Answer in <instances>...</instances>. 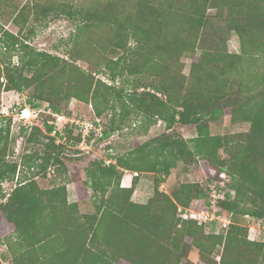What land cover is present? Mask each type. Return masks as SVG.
Here are the masks:
<instances>
[{
    "label": "trees",
    "instance_id": "1",
    "mask_svg": "<svg viewBox=\"0 0 264 264\" xmlns=\"http://www.w3.org/2000/svg\"><path fill=\"white\" fill-rule=\"evenodd\" d=\"M41 8L43 15L56 11L79 17L71 58L22 40L28 15L22 10L12 17L13 9L3 31L0 99L3 91L33 90L32 106L45 101L58 113L72 98L92 104L97 117L112 114L102 138L134 120L141 122V133L159 120L167 132L112 157L109 165L104 159L89 161L82 184L92 189L94 210L83 211L81 189L62 157L79 154L57 143L54 125L47 121L45 128L19 126L27 143L41 145L25 155L23 164L35 171L24 175L21 164L8 157L16 142L13 117H8L0 124V247L6 246L9 262L192 264L189 256L197 249L207 264H264V242L251 239L242 222L264 219V0H53ZM210 9L224 19L227 32L236 33L240 52H230L221 41L205 42ZM94 27H109L110 33L85 39ZM90 55L122 85L96 78L77 64ZM186 57L191 59L188 74ZM225 117L233 124L246 122L249 129L213 133L211 125ZM176 125H193L197 134L185 139ZM65 136L74 145L82 140V132L74 137L69 128ZM199 160L231 179L234 195L217 200V213L229 215L224 232L207 231L205 223L178 213L193 201L200 211L210 210L213 189L208 193L199 182L180 183L170 193L160 189L179 162ZM50 168L53 184L42 187L37 177ZM126 170L136 173L128 187L121 184ZM143 172L155 174V188L140 203L133 194ZM4 182L15 186L5 193ZM71 183L75 201L69 200Z\"/></svg>",
    "mask_w": 264,
    "mask_h": 264
},
{
    "label": "rangeland",
    "instance_id": "2",
    "mask_svg": "<svg viewBox=\"0 0 264 264\" xmlns=\"http://www.w3.org/2000/svg\"><path fill=\"white\" fill-rule=\"evenodd\" d=\"M9 1H12L13 7L8 5ZM46 1L52 2L53 0H0V6L2 7V11L0 12V59L2 54L4 53V34L3 31L8 29L10 24L7 22L8 16L15 10L14 14H11L12 17L16 16L18 12L24 10L25 14L28 15V21L25 24V27L21 33V39L25 40L27 43L33 45L38 50L47 51L54 55H58L61 58H65L70 60V53L73 51V37L76 33L77 27L80 24L79 17H72L67 13H57L56 11H52L47 15H43L41 10L42 6L46 4ZM59 1V0H54ZM62 1V0H60ZM74 1L76 3H92L93 0H69ZM8 2V3H7ZM38 7V10H35ZM14 9V10H13ZM13 10V11H12ZM208 15L210 17V22L204 31V39L206 43H213L215 41H221L222 46H226L230 52H240V41L235 32H227L225 21L222 18L217 17L216 10L210 9L208 11ZM110 33L109 27H94L90 29L84 36L85 39H89V37H94V39H99V37L106 36ZM102 35V36H100ZM83 36V37H84ZM84 39V38H83ZM89 42H91L89 40ZM94 44V43H93ZM94 47H97L94 45ZM14 53H17L13 50ZM96 53H98L96 51ZM18 55V54H16ZM95 55V54H94ZM94 55L88 56V61L86 60H78L77 64L85 69L87 72L94 71L95 77L103 79L107 83H114L117 87L122 85V81L118 79L113 82V80L109 76V70L104 68L103 66L94 65V61L96 57ZM18 56L15 57V61L17 62ZM185 67L184 72L186 74L189 73L191 59L186 57L184 58ZM33 90H28L24 92L10 90L3 91L1 93L0 99V109L2 113L10 112L13 117H15L14 129L12 130L13 134L11 137L16 138V142L12 143V152L9 154V159L18 161L21 165V173L26 176H31L35 170L30 169L28 165L24 163V157L26 154L34 151L35 148H41L39 144L27 143L26 136L24 133H21L19 126L25 127L21 123L18 124L19 119L16 118L18 112L21 108L26 105H31L30 97ZM78 99L72 98L66 107L64 112L71 115V117L75 118L76 121L79 122L78 128L81 126L85 128L84 123L92 122L95 118V111L91 108V106L85 102L77 101ZM37 107H45L48 105L47 102L42 101L39 102ZM32 106V105H31ZM74 109V110H71ZM73 111L75 113H73ZM110 112V111H109ZM108 113V112H107ZM104 114L101 118L100 125L103 130L108 128V121L112 114ZM50 119H54L52 114L47 112H42L39 119L36 122L40 123L43 128H45V121ZM6 121L0 116V124L5 123ZM133 124L131 122L127 123L125 127L120 130L112 133L107 138H102L101 135L97 136L94 139L93 145H83L82 148L77 147L72 142H69L70 149L72 155L79 154L76 157L68 156L67 154H63L62 157L66 161L68 165V169L73 179L77 180L79 187L81 189V199L82 200V210L83 211H93V204L90 201V196L93 193L92 189L84 186L82 184V180L85 177V167L88 165L89 161L93 159H104L112 160V157L123 154L129 151L132 147H134L137 143H143L148 141L149 139L160 135L161 133L167 132L165 122L159 120L158 122L152 124L149 130L146 133L139 132L141 122L139 120H134ZM49 124V123H48ZM132 124V125H131ZM136 124V125H135ZM57 127H63L62 124H59ZM77 127V126H76ZM26 128V127H25ZM67 128L72 129V135L75 137L78 135L79 130L75 128V124L72 127L67 126ZM249 129V124L246 122L241 123H231L229 117H225L222 123H214L211 125V131L213 133H224V132H240L246 131ZM175 130L180 136L185 139H190L196 136V128L193 125H176ZM112 162V163H113ZM109 165V164H107ZM207 166H203L202 162H192V163H183L179 162L177 167L172 169V173L170 176L166 177V183L161 184L160 189L164 190L168 193L178 184L183 182H199L205 189H207L208 193L211 190H222L225 196L230 193L231 196L234 195L233 190L231 189V179L227 173H219L216 169H206ZM209 168V167H208ZM133 172V171H132ZM136 173L133 172V175ZM155 174L153 172H143L140 174L141 185L138 189V192L133 194V199L135 201H143L147 202L148 199L154 194L155 188ZM53 178L49 175L44 176L41 174L37 177L40 185L42 187H49L53 184ZM61 178L57 179V183L61 182ZM3 191L6 193L10 192L14 186L15 182H4L2 184ZM212 186V188H211ZM211 189V190H210ZM212 193H214L212 191ZM211 193V194H212ZM68 194L69 200L75 201L77 199L76 196V185L74 183L68 184ZM212 197V196H211ZM207 199V198H206ZM199 203L197 201H193L192 204L188 208H182V210H178V213L181 215H185L192 211H200ZM209 216H207V221H203L206 225L207 231H215L217 233L224 232L226 229L225 223L226 220L229 219V215L226 212H218L216 213L218 218H214L210 220L214 216V211L210 208ZM220 214V215H218ZM201 219L205 218L198 215ZM226 219V220H225ZM245 221H242L246 225L249 226L250 232L249 236L251 239H256L264 242V219H255V218H245ZM6 246L0 247V256L3 259L4 264H11L9 259L5 257ZM189 258L194 262L192 264H207L200 259L197 249H193L190 253Z\"/></svg>",
    "mask_w": 264,
    "mask_h": 264
},
{
    "label": "built area",
    "instance_id": "3",
    "mask_svg": "<svg viewBox=\"0 0 264 264\" xmlns=\"http://www.w3.org/2000/svg\"><path fill=\"white\" fill-rule=\"evenodd\" d=\"M1 80L5 84V79L3 77ZM89 105L91 106L92 109H94L92 104H89ZM71 110H74V109H71ZM0 112H3V111L0 109ZM42 112H47V113L52 114L54 116V119H50L47 122L51 125H54V130L52 132V135L57 136V143L69 144L68 140L65 136V129L67 128V126H72L73 124H75V126L78 127V126H80L79 122L76 121L75 118L71 117V115H69L65 112H59L58 113V112L53 111L52 108L49 106V104L46 105L45 107H37V106H31V105L24 106L23 108L20 109V111L18 112V114L16 116V118L19 119L18 124L21 123L22 125H24L26 127L29 126L30 128L33 125L40 126L43 128V126H41L40 123L36 122V120L39 119ZM73 113H75V112L73 111ZM0 116L6 122L8 120V117H13V115L10 112L9 113L8 112L2 113ZM15 121H16L15 117H13V123L11 125V131L14 129V124L16 123ZM100 121H101V118L97 117L95 114L94 121L84 123L85 128H83L82 126L80 129L78 128V130L80 132H82V140L76 145L77 147L82 148L83 145H87V146L93 145L94 139L97 136L102 135V126L100 125ZM59 124H62L63 127L62 128L57 127ZM89 139H90V141H89ZM105 162H106V164H111L113 161L112 160H106ZM48 175L49 176L55 175L53 168L49 169ZM213 192L214 193L211 194L212 199H211V205L210 206H211V209L214 211V216L210 220H213L214 218H218L216 215V213L218 211L217 200L225 197V194H224V192H222V190L218 191V190L214 189V187H213ZM179 210H182V207H180ZM209 212H210L209 210H201V211L197 210V211L190 212V215L188 213H186L185 215H182V216L184 218H194V219H197L199 222H203L202 220L207 221L206 218H207V216H209ZM198 215L201 217L203 215L205 218L201 219L200 217H198ZM224 225L226 226V223Z\"/></svg>",
    "mask_w": 264,
    "mask_h": 264
},
{
    "label": "crops",
    "instance_id": "4",
    "mask_svg": "<svg viewBox=\"0 0 264 264\" xmlns=\"http://www.w3.org/2000/svg\"><path fill=\"white\" fill-rule=\"evenodd\" d=\"M133 176L134 175H133L132 171L126 170L125 173L123 174V177H122V181H121L122 186H126V187L131 186L132 185ZM140 185H141V180H139L134 193L138 192V189H139ZM136 202L145 203L143 201H136Z\"/></svg>",
    "mask_w": 264,
    "mask_h": 264
}]
</instances>
